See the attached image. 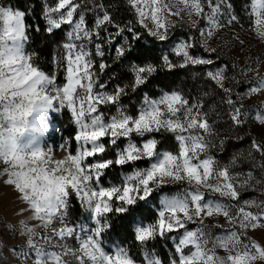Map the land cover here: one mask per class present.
I'll list each match as a JSON object with an SVG mask.
<instances>
[{
  "label": "snow or ice",
  "instance_id": "1",
  "mask_svg": "<svg viewBox=\"0 0 264 264\" xmlns=\"http://www.w3.org/2000/svg\"><path fill=\"white\" fill-rule=\"evenodd\" d=\"M127 5L133 10L134 21L115 23L108 6L97 2L89 25L77 0H44L45 32L57 47L56 67L65 70L66 82L58 85L56 75L33 63L34 51L27 47L31 29L26 12L0 3V175L6 176V186L13 187L17 199L27 206L16 214L30 213L17 225L5 223L12 234L27 237L24 246H10L9 252L19 264H164L150 247L162 239L172 245L168 264L264 262V243L249 235L252 230H264V200L240 199L243 189L264 184V177L256 176L257 169L264 173V136L250 139L248 157L255 161L254 154H258L260 161L247 172L237 171L235 155L229 164H221L212 153L217 147L221 152L228 148L227 138L219 139L218 144L212 139L219 136L217 121L209 117V112L220 116L216 104L206 111L202 100L175 89H158L157 97L143 92L135 111L123 103L162 68L203 67L204 77L212 82L204 95L219 96L233 129H243L253 120L264 126V103L245 106L250 97H264L260 58L253 61L254 69L248 63L218 65L211 55L192 52L200 47L205 53H216L210 43L216 32L233 24L243 28V24L229 0H127ZM250 7L255 36L264 42V0H250ZM172 17L198 32L199 40L190 33L171 41L170 30L177 23ZM64 26V42L58 43L56 33ZM109 26L115 31H109ZM137 26L166 45L159 64L147 57L142 64L127 61L133 44L142 38ZM35 31H40L39 26ZM235 41L242 50L245 40L236 35ZM114 42L113 63L127 61L131 80L109 90L100 74L110 67L103 59L105 45L111 52ZM95 57L101 58L98 69ZM253 71L254 80L238 79ZM112 79L120 77L113 73ZM229 79L250 86L239 92L227 85ZM62 110L70 113L75 127L73 137H61L62 158L54 159L53 147L35 139L20 143L22 119L37 111ZM165 135L174 138L175 150L158 147ZM238 139L245 136L238 135ZM144 162L147 166H140ZM116 167L121 169L119 174L105 179ZM206 193L217 196L206 197ZM73 198L94 222L87 233L70 223ZM117 214H127L129 224L135 223L132 232L140 261L128 247L108 245L106 234ZM149 217L153 218L144 223ZM206 218L216 221L212 227L224 230L214 232ZM29 220L40 223L30 226ZM190 224L194 227L189 228ZM38 227L43 231H37ZM70 241H75V246ZM0 259H7L2 250Z\"/></svg>",
  "mask_w": 264,
  "mask_h": 264
},
{
  "label": "trees",
  "instance_id": "2",
  "mask_svg": "<svg viewBox=\"0 0 264 264\" xmlns=\"http://www.w3.org/2000/svg\"><path fill=\"white\" fill-rule=\"evenodd\" d=\"M91 7H94L93 3H103L108 6V10L112 16L115 23L124 25L128 21H134L135 17L133 15L132 9L127 5V0H88ZM233 6L234 13L239 17L243 28L250 29L253 26V19L251 16L250 0H229ZM0 3L5 5L11 4L14 8L19 10H24L26 12V23L30 27L29 36L31 38V43L27 45L28 49L34 51L33 63L39 66L46 73L57 76V84L62 85L65 81V70L64 68H57L54 57L57 55L56 44L52 43L53 37L45 32L46 22L42 17V0H0ZM91 21V20H90ZM39 26L40 31H35V28ZM67 30V26L56 33V39L58 43L64 42V32ZM137 30L142 33V38L133 44V51L127 58V61L135 63H144L145 57L148 60L159 64L160 56L164 50L161 42L156 41L154 38L149 36L147 32L137 26ZM109 31L114 32L115 29L109 26ZM102 35H105L102 33ZM117 41L119 38L117 37ZM115 46L116 42L113 43L111 52L108 51L105 45L106 56L103 58L110 67L105 73H101V80L108 83V89L112 90L116 83H123L131 80V75L128 73V62L120 61L113 63V58L115 57ZM202 53V52H198ZM209 56V55H206ZM213 58V56H211ZM98 64L101 62V58L95 57ZM205 69L203 67H188V68H174L169 71L162 68L149 80L146 86H143L138 93L131 94L129 97L123 99L124 104H129L133 111H135V105L139 103L143 92L149 93L153 97L160 95V90H180L186 97L200 99L204 102L205 110L208 111L210 106L213 104L217 105V111H219L220 116L217 117L214 113L209 112L210 120H216L215 125L216 130L219 135L232 138L235 136L232 132L231 122H227V107L225 105L219 104V96L210 95L205 96V92L210 91V85L212 82L206 80L204 77ZM194 72H199V75H193ZM115 73L120 77L119 80L112 79L109 77ZM135 103H132V102ZM225 117V120L222 118ZM58 124L63 128V132L66 138L73 137L75 132V127L71 123L69 115L65 113L63 117L58 120ZM161 138L158 135V139ZM106 142V141H105ZM107 143V142H106ZM74 146V145H73ZM159 148L175 150L177 144L171 135H165L162 138V143L158 145ZM243 162V160L241 161ZM245 163V162H244ZM140 166H147V162L142 163ZM248 169V164H244ZM121 169L116 167L108 172V176L105 178L116 177ZM169 190L173 188L168 187ZM155 211L153 210V216ZM82 208H80L78 202L73 198L72 207L70 208L69 219L72 225H78L82 222ZM153 217H149L144 220V223H148ZM139 219V217H138ZM135 227V223L129 224L127 214H117L112 217V228L106 234V240L108 243L122 244L128 247L133 254V256L140 261L141 254L138 244L134 240L132 229ZM150 247H154L158 255L163 259L164 264H168L169 251L172 249V245L167 240L157 239L155 242L150 244Z\"/></svg>",
  "mask_w": 264,
  "mask_h": 264
},
{
  "label": "rangeland",
  "instance_id": "3",
  "mask_svg": "<svg viewBox=\"0 0 264 264\" xmlns=\"http://www.w3.org/2000/svg\"><path fill=\"white\" fill-rule=\"evenodd\" d=\"M44 2V0H42ZM50 3L53 0H49ZM78 3L82 4V10L85 11L86 20L89 25L93 23V16H94V7H91L88 0H77ZM95 5V3H93ZM133 12V10H132ZM252 16V14H251ZM177 23L176 26L170 30V38L171 41H178L181 38H187L190 33H194L199 40V33L196 32L194 29H190L188 24L185 22L183 24L180 23V18L172 17ZM253 19V26L250 29L241 28L239 25L233 24L231 26H226L221 30H218L214 36V38L210 41L211 46L216 48V53H205L202 48L196 47L192 50L193 54L195 55H211L213 59L216 60L218 65H222L224 63H231L237 62L241 65L245 63L253 64V61L259 57L262 63L260 64L258 71L261 75H264V42L259 41V39L255 36L253 31L254 29V21L255 17L252 16ZM91 20V21H90ZM2 23V22H0ZM203 24V21L201 22ZM151 26V22L149 21ZM142 28V27H141ZM145 30V29H144ZM146 31V30H145ZM147 32V31H146ZM148 34V33H147ZM239 35L241 39L245 40V45L241 50L240 45L235 41V36ZM163 51L166 50V45H163ZM202 52V53H198ZM100 58V57H99ZM173 60H177L178 58L172 57ZM210 67V66H209ZM256 65L253 64V68L256 69ZM173 70V69H172ZM231 75V73L229 74ZM256 78L255 71L248 72L244 77H238V79L242 80H249L252 81ZM227 85L234 88L236 91L244 92L250 84L241 83L237 85L235 81L229 79L227 81ZM264 103V97H260L258 94L256 96L250 97L245 101V106L248 107L250 105H258ZM103 107V106H102ZM114 111V109L112 110ZM67 113L70 118V113L66 110H62V113H55V112H36L34 119L37 120L40 124L43 125L44 132L47 133L46 137L41 133V137H34L37 143L46 146V147H53V158H62L65 153L59 149L58 145L62 142L61 137H65L64 132L62 130V126L58 124V120H60L63 115ZM111 114V113H109ZM228 116V115H227ZM225 120V117L222 116ZM49 121L51 123L50 129L48 128ZM231 122L229 117L227 122ZM232 132L235 136L232 138L224 137V136H217L213 137V141L218 144L219 139L227 138L228 139V148L227 151L221 152L219 147L212 149V153L220 160L221 164H229V161L232 156L237 157V164L238 167L235 169L237 171H244L247 172L252 168L253 163H258L260 158L258 154H254L256 156V160L253 161L252 158L248 157V152L250 149V139L256 138L260 140L262 136H264V126L259 125L258 122L254 120L251 121L247 126L243 129H233ZM238 135H244V140H239ZM107 142V138H105ZM243 153V155H241ZM111 155V154H110ZM243 160V162H241ZM245 162V163H244ZM248 164L247 167L244 164ZM2 164V162H0ZM2 171V168H0ZM257 177H264V173H262L259 169L256 170ZM6 176L0 175V241H2V245H0V250L3 251L4 256L7 259H0V264H19V262L12 257L11 253L9 252V247H17V246H24L26 243V236L22 235H15L12 234L4 225L6 222H11L13 225H17V222L20 219H26L30 213L25 212L23 216L17 215V211L20 208H26L27 206L21 204L20 201L17 199V194L14 191L13 187L6 186L5 184ZM174 188V186H168ZM207 196L216 197L217 194L214 193H206ZM256 198L259 200H264V184L256 185L255 187H248L242 190V195L240 197L241 201L245 199ZM153 210L155 208L153 206ZM83 217L82 222L78 225L80 226L83 233H87L91 227L94 226V222L90 218V214L85 212L82 209ZM216 221L210 218L205 219V223L212 227ZM29 225H39V221L29 220ZM219 223L225 226V229L228 227L225 224L223 218L219 219ZM189 228L194 227V225H188ZM214 232H221L224 229L212 227ZM37 231L42 232L41 228H37ZM249 235L258 240L261 243H264V230H252L249 232ZM70 243L75 246V241H70ZM112 245H119L117 243L110 244ZM257 264H264V262L258 261Z\"/></svg>",
  "mask_w": 264,
  "mask_h": 264
},
{
  "label": "clouds",
  "instance_id": "4",
  "mask_svg": "<svg viewBox=\"0 0 264 264\" xmlns=\"http://www.w3.org/2000/svg\"><path fill=\"white\" fill-rule=\"evenodd\" d=\"M36 112L31 113L26 119L20 121V126L23 128L22 134H19L20 143H27L30 140H33L34 137H41V129L43 125L37 122L34 119ZM51 123L49 121L48 128L50 129ZM7 126L5 125L4 136L7 138ZM43 135L46 137L47 133L43 132Z\"/></svg>",
  "mask_w": 264,
  "mask_h": 264
}]
</instances>
